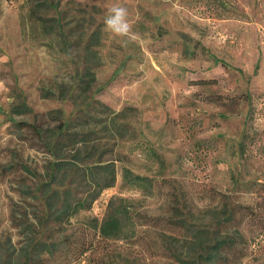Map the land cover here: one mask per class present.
Here are the masks:
<instances>
[{
	"label": "rangeland",
	"instance_id": "374dc122",
	"mask_svg": "<svg viewBox=\"0 0 264 264\" xmlns=\"http://www.w3.org/2000/svg\"><path fill=\"white\" fill-rule=\"evenodd\" d=\"M113 5L135 40L106 30ZM37 120L47 145L20 125ZM77 153L93 190L96 165L117 180L56 223L44 184ZM124 168L152 194L122 187ZM117 199L133 237L102 239ZM226 206L235 233L263 234L243 264H264V0H0V264H165Z\"/></svg>",
	"mask_w": 264,
	"mask_h": 264
},
{
	"label": "trees",
	"instance_id": "16d2710c",
	"mask_svg": "<svg viewBox=\"0 0 264 264\" xmlns=\"http://www.w3.org/2000/svg\"><path fill=\"white\" fill-rule=\"evenodd\" d=\"M84 51L86 55H94L91 46L88 44L84 47ZM94 62L96 61L94 60L90 64L89 58L83 62L84 72L81 81L85 85L87 84L88 87H90L91 81H95L94 69L98 64H94ZM87 77L90 80H86ZM21 123L20 125L35 134L38 139L43 140L45 145L50 142L54 129H43L38 120L33 123ZM44 135L47 139L43 137ZM55 144V148L62 145L59 136ZM79 159L80 153H77L73 160L59 159L55 161L49 176L50 181L44 184L45 191L49 193L46 200L48 209L52 211L53 222L63 223L65 217L69 220L81 210L88 208L91 204L90 200L96 199L103 190L113 187L116 183L117 176L113 163L96 165L93 169L98 170V172L94 174L95 183L93 186L95 189L93 190L90 183H86V176L82 174V169L78 165ZM25 171L32 173L33 170L26 166ZM122 181V187L124 188L141 192L145 196L152 194L151 179L135 174L130 169L124 168L122 170ZM53 185L56 188L52 189L51 186ZM80 194L81 197L78 196ZM115 202L119 203L115 204ZM115 202H111L106 216L102 222L95 226V229L102 239H129L133 237L134 233L131 207L124 199H117ZM226 209V212L215 217L214 230H211L208 226L199 230L187 227L190 233L189 236H186L188 241L187 250L184 253L171 252L170 255H167L168 262L165 264H243L252 245H260L259 248H261V244L257 241L262 242V232L251 237L241 232L242 230L235 233L233 231L234 227H238L242 221H238L233 207L226 206ZM61 245H63V242L59 244H42L49 253L59 250L58 246ZM252 249L251 252L257 251L256 248Z\"/></svg>",
	"mask_w": 264,
	"mask_h": 264
},
{
	"label": "clouds",
	"instance_id": "9594fccd",
	"mask_svg": "<svg viewBox=\"0 0 264 264\" xmlns=\"http://www.w3.org/2000/svg\"><path fill=\"white\" fill-rule=\"evenodd\" d=\"M104 23L106 30L115 37L126 38L125 44L136 39V36L132 34V25L128 21V11L125 7L119 5L110 7Z\"/></svg>",
	"mask_w": 264,
	"mask_h": 264
}]
</instances>
